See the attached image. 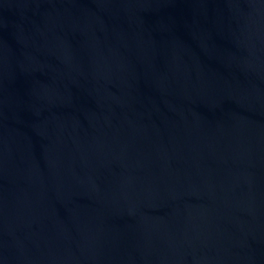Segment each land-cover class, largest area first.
<instances>
[{
  "label": "water",
  "instance_id": "95a60500",
  "mask_svg": "<svg viewBox=\"0 0 264 264\" xmlns=\"http://www.w3.org/2000/svg\"><path fill=\"white\" fill-rule=\"evenodd\" d=\"M0 264H264V0H0Z\"/></svg>",
  "mask_w": 264,
  "mask_h": 264
}]
</instances>
